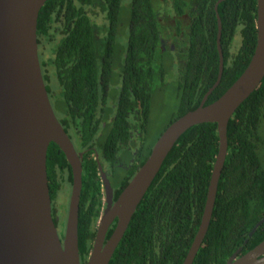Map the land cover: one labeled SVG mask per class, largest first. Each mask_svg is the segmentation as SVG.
I'll list each match as a JSON object with an SVG mask.
<instances>
[{
    "label": "trees",
    "instance_id": "obj_1",
    "mask_svg": "<svg viewBox=\"0 0 264 264\" xmlns=\"http://www.w3.org/2000/svg\"><path fill=\"white\" fill-rule=\"evenodd\" d=\"M46 0L37 18V48L45 87L65 130L89 146L82 158L78 250L86 263L104 206L91 147L108 112V93L119 85L116 117L108 123L99 160L126 138L129 110L149 121L154 92L179 61V116L197 108L219 72L218 19L223 72L205 104L218 99L248 65L257 40V0ZM128 12V20L123 13ZM125 23L127 26H125ZM165 55V57H164ZM134 113V112H133ZM168 124V125H169ZM119 175L122 191L136 168ZM264 78L227 124V154L206 235L192 264H225L264 240ZM219 148L217 124L191 126L176 141L137 205L109 264H183L201 223ZM110 149V150H109ZM50 198H68L72 170L58 145L47 148ZM65 224L66 212L62 216ZM113 222L105 240L112 234ZM254 229V230H253Z\"/></svg>",
    "mask_w": 264,
    "mask_h": 264
},
{
    "label": "water",
    "instance_id": "obj_2",
    "mask_svg": "<svg viewBox=\"0 0 264 264\" xmlns=\"http://www.w3.org/2000/svg\"><path fill=\"white\" fill-rule=\"evenodd\" d=\"M45 1L0 0V264H82L77 233L82 160L53 110L42 76L36 29L38 13ZM217 19L218 77L199 106L165 128L116 200L112 199L110 182L99 164L107 206L98 219L85 264H109L137 205L173 145L191 126L212 122L217 124L219 148L201 223L183 262L192 264L212 216L227 154L228 121L264 78V0H257V40L249 63L218 99L205 104L223 72L218 14ZM51 142L59 146L72 170L62 236L51 214L46 171L47 148ZM115 219V228L105 240ZM263 221L264 218L258 224ZM241 250L242 247L225 264H264V240L238 256Z\"/></svg>",
    "mask_w": 264,
    "mask_h": 264
},
{
    "label": "flooded vegetation",
    "instance_id": "obj_3",
    "mask_svg": "<svg viewBox=\"0 0 264 264\" xmlns=\"http://www.w3.org/2000/svg\"><path fill=\"white\" fill-rule=\"evenodd\" d=\"M118 90H119L118 84H114L112 86V89L109 90V93L107 96L108 107H109L108 112L102 113L103 121H102L101 127L98 130V132L96 134L95 133L91 134V135L98 136L99 141L94 146H92L91 149L93 150L92 151L93 155L96 157L95 159L98 164V169H99V164H100L103 172H105L106 177L110 182V185L112 188V199L113 200H114V193L117 191V189L121 188L119 175L121 174L127 175L130 170L134 169V165L136 167V165L139 163L141 155L144 154L147 148V143L145 144V140L147 139L146 131H147L148 120H146V118L139 111L129 110V112L127 113L128 132L126 134H122V133L117 134V135H126V138H124L123 140H120L117 143V145L114 144V147L111 148V151L115 150L114 151V155L116 157L115 160L111 162L110 160H107L106 158H102L101 160L97 158L100 152H103V151H100V146H101L102 138L104 137V135L108 134L107 132L108 123L111 122L116 117V104L118 101ZM65 132L68 135L69 139L71 140L76 152L79 155H81V160H82L85 152L89 151L88 149L90 147L89 146L85 147L84 145L79 144L76 138L77 134L75 132L69 129L65 130ZM138 168H136V171ZM99 173H100V170H99ZM102 187L104 191L105 200H104V206L102 208L101 214L103 213L104 209L107 206L106 191L103 185V181H102ZM69 195L67 199L61 196L58 197L56 203H52L51 201L52 218L55 222V225L57 227V230L60 236H62L63 234L62 229L64 227L63 219L61 218L65 212L67 214ZM62 204H64V207ZM113 222H116V219Z\"/></svg>",
    "mask_w": 264,
    "mask_h": 264
},
{
    "label": "rangeland",
    "instance_id": "obj_4",
    "mask_svg": "<svg viewBox=\"0 0 264 264\" xmlns=\"http://www.w3.org/2000/svg\"><path fill=\"white\" fill-rule=\"evenodd\" d=\"M123 16L125 21L128 20V12L123 13ZM125 26H127L126 23ZM172 57H174L172 53L171 56L166 57L165 65L169 68V72L166 73L164 81L159 87L157 86L152 96L150 118L146 131L147 139L145 140L147 148L154 144L178 111L179 95L176 81L180 65H178L179 61ZM62 205L64 207V204Z\"/></svg>",
    "mask_w": 264,
    "mask_h": 264
}]
</instances>
